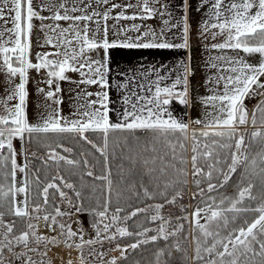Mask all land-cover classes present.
Segmentation results:
<instances>
[{
    "label": "snow or ice",
    "instance_id": "obj_1",
    "mask_svg": "<svg viewBox=\"0 0 264 264\" xmlns=\"http://www.w3.org/2000/svg\"><path fill=\"white\" fill-rule=\"evenodd\" d=\"M100 3L107 4L108 0H99ZM158 3L159 0H156ZM208 2V0H205ZM0 19H5V8H7L13 27L7 29L8 32L14 36L10 38L11 47L0 46V57H2V67L8 76V83L11 86V93L0 104L3 105L6 115H0V168H8L9 171L5 173L4 179L10 181L6 185H0V232L2 239H0V264H12V260L6 256L10 254L19 260L21 264H37L33 261L29 252L37 253L41 257H46L48 251L52 248L63 245L67 249H75L80 257L81 264H88L84 256L85 246L89 248V254L102 258L104 253H98L93 247L96 244H103L106 239L109 242H116L120 237L132 236L133 233L127 227L120 226V222L127 221L131 217H136L140 213H146L147 208H136L128 216L121 217L120 213L124 211L123 208L117 206L115 210L109 214L111 206V192L112 180L111 170L106 167V174L95 177L96 179L107 182L108 196L101 206L100 210H87L95 217L92 227L95 231V239H85L86 233L82 227L73 230L70 223H65L62 217H70L71 212L62 211L60 207L52 206V211H48L49 207V190L54 189L62 201H66L71 207L75 208L77 213L84 212L86 209L82 204H73L72 200L62 190L63 188L73 189L75 186L64 180L63 176H53L51 182L46 183L42 190L38 191L37 196L42 200V203H34L31 194V184L39 185V177L36 176L32 181L29 180L27 163V152L24 153L23 164L17 162V152L15 150L13 141L20 139L22 142H31L33 134L35 133H72L78 135L80 139L91 144L101 156L105 158V165H107L108 148L110 144V134L116 132H135L137 130H146L153 133L156 137L162 139L168 144L171 149L172 159L178 160L179 164L187 165L188 161L182 155H177V147L182 152L187 151L186 142L189 139L190 125L183 120L174 117L169 110V105L173 100H178L180 104L186 105L188 103V69L185 67L183 78H177L171 86H161V82L165 79L164 76H158L157 80L152 84L139 85L151 93V96L141 95L132 92L130 95L123 97V104L128 106L119 113L117 122H113L109 117V96L108 93H95L96 100H87L85 104L81 105L84 111L77 110L76 115L82 117L81 119L66 120L59 114V110H54V114H50L43 121L41 125H32L28 122L26 116V100L28 92L26 89L28 83L29 70L46 71V83L49 86V91L45 93L48 99H53L60 92L57 84L55 90L52 89L54 81H62L68 79L66 72H79L83 79L78 83L95 85L99 84L102 88L108 87L106 79V65L100 60H91V57L86 56V51L103 48L105 51L114 47H143V48H187V16L184 17V42L182 44L173 45L167 42L144 44H134L131 42L110 43L107 39V26L104 28V38L102 41H97L95 38H89L88 28H77L74 23L70 28H61L59 24L47 25L49 31L57 32L59 35L55 38L48 36L46 44L52 45L54 48H63L64 51L39 53L33 63L30 59L31 49V33L33 29V19H38L41 22L46 19L53 21H92L93 17L102 16L106 22L109 19L108 12L99 13L93 11L90 15H69V9L64 4L59 7L63 9V14L60 11H54L51 17L41 15L40 12L33 8V0H0ZM9 4L11 5L10 7ZM131 5H129L130 7ZM49 6L41 10H50ZM86 7H91L88 4ZM119 5H113V8ZM212 11L210 17L214 20L211 24L204 25L205 32L211 29H217L213 33V39L217 35L224 36V42L214 44L212 47L220 50H232L234 52H243L246 55L259 54L261 61L259 64L249 63L243 57L237 55L235 57H216L215 59H223L228 64L227 71L235 75L227 77L220 76L217 79V84L220 80L224 81V90L222 94H214L203 100L205 107H211L212 112L206 113L205 120H195L192 123L201 125L200 131L193 130L191 132L192 141V175L199 177L205 175L208 180L207 192L217 190L218 185L211 183L213 172H218L222 176V182L219 187H223L231 179L232 175L237 172L241 165L244 166V171L241 174L240 183L237 185L236 193L233 197H221L217 203L216 198L210 197V202L205 203V207H197L191 213V219L188 216L182 217L188 220L194 226L197 233L195 236V260L197 264H252L253 258L260 257L259 264H264V197L256 206L246 205V200H256L252 195L253 184L249 179L250 175H258L264 184V82H261V77H264V0H230L225 4L224 0H212ZM256 9V11H253ZM72 12L81 11L76 7L71 9ZM86 11V9H84ZM143 13L148 14L149 17L156 11V9L149 7V0H144L142 5ZM163 15V13H161ZM134 16H124L122 13L115 17V19H136ZM141 19L144 17L141 16ZM100 21L96 20L99 26ZM165 23H168L165 21ZM135 27V26H134ZM97 27L96 32H99ZM135 30H139L136 28ZM144 35H148L145 33ZM3 33L0 32V37ZM73 43L78 45V48L72 47ZM50 56H62V59H49ZM216 65L213 64V67ZM88 71L85 72L84 69ZM20 77V83L13 82L14 77ZM183 84L182 91H176L177 86ZM127 84H121L119 87L127 88ZM43 92V89H39ZM93 93L86 92V97H91ZM253 96L261 97L260 102L252 112L249 118L248 109L244 101L246 98ZM135 97V99H133ZM79 98V97H78ZM18 100V102L9 107L8 101ZM54 103L59 104V99H54ZM99 105V107H96ZM259 114V115H257ZM166 117V118H165ZM63 121V122H62ZM251 122L254 131L250 133L251 140L246 144V137L249 135L246 132H240L241 127H246ZM93 131L102 134V145H97L89 140L85 133ZM170 137H175V143L170 140ZM203 138V139H201ZM183 141V142H182ZM258 143L261 145L260 151L256 153L253 158H249L248 148L251 143ZM203 148V151H201ZM217 149H231L229 154L230 162L227 164V171L224 172L217 168L221 163ZM5 150L7 154L5 155ZM147 150V149H145ZM64 151L70 152L71 149L65 148ZM156 152V148L151 149ZM201 158H207V171L200 166ZM48 159L59 163L64 161L68 165L76 166L78 161L67 159L59 155L57 152L50 151ZM130 159H132L130 157ZM47 163V161H45ZM88 163L87 160L84 161ZM150 163L148 159L143 160V164L151 174L154 169L148 168ZM167 167L174 169L176 179L164 184V191L160 193L167 203L176 204L178 199H182V192L174 190L171 199H168V189L173 188L180 183V177L188 175L186 167L179 168L175 164H169ZM23 173V180L17 183V173ZM88 176H93L92 171L87 172ZM59 180L61 183L57 184ZM245 181H248L245 184ZM197 187L200 186V180H195ZM204 189L200 190L203 195ZM76 197H80L79 191L75 192ZM143 195L146 198H152V193L144 188ZM22 197V198H21ZM164 204H156L150 206L153 208L154 215H151L152 222L159 221L156 234L150 237L147 236L149 229H144L137 233L144 239H140L135 243H131L126 247H122L119 243L116 245L117 251L121 253V258L128 248L133 250L140 247L142 244H147L150 241L156 242L158 239L168 240L169 236H174L184 229L183 224L174 226L169 230L171 220L162 215ZM252 212L256 215L251 219L243 218L241 223L229 228L230 224H234L235 220L240 217L242 213ZM232 215L229 216L228 214ZM10 214L19 218L26 224L25 229H20L17 235L16 221L13 220L5 223L4 217ZM204 223H201V220ZM42 221L45 229L50 233L49 235H40V224ZM115 229L113 231L112 229ZM227 229V232L224 230ZM259 245V251L254 245ZM35 245V247L31 246ZM40 245L44 246V251H41ZM16 248H21L22 251L17 252ZM177 251H180V244L175 245ZM164 254L161 249L157 253V264L159 258ZM207 254V259L205 255ZM69 257L71 253H68ZM243 258V259H242ZM117 257H113L110 264H117ZM39 264H52L51 260L47 262L44 259L39 261ZM67 264H73L71 258L67 260Z\"/></svg>",
    "mask_w": 264,
    "mask_h": 264
},
{
    "label": "trees",
    "instance_id": "obj_2",
    "mask_svg": "<svg viewBox=\"0 0 264 264\" xmlns=\"http://www.w3.org/2000/svg\"><path fill=\"white\" fill-rule=\"evenodd\" d=\"M254 131L253 127L245 132L249 135L246 137V144L251 140L250 133ZM89 140L97 145H102V134L99 132L89 131L85 133ZM175 138V137H174ZM110 144L108 148L107 165H105V158L88 144L86 141L80 139L78 135L72 133H35L31 142H23L25 147H29L33 152L42 155V158H35L27 155V163L29 165L28 174L29 180L32 181L36 176L39 177V185L31 184V194L34 203H42V200L37 196L38 191L42 190L43 186L51 182L53 176H63L64 180L75 186L73 189L63 188L62 190L72 200L73 204H82L86 211L81 212L86 218V222L92 225L95 217L87 210H100L104 204L107 193V182L104 180L96 179L95 177L105 175L106 167L111 170L112 180V192H111V206L109 212H113L117 206L124 209L120 213L121 216L130 214L136 208H143L151 203L165 204L167 203L165 198L160 195L164 191V184L169 181H173L176 177H159L157 171L159 168H154L160 162L164 165L165 156L170 160V148L164 152L165 143L162 139L156 137L153 133L146 130H137L135 132H116L110 134ZM173 137H170L172 140ZM155 147L156 152H152L151 149ZM71 149L70 152L64 151V149ZM261 145L258 143H251L248 148L249 158H253L257 152L260 151ZM147 149V150H145ZM55 151L59 155L78 161V165H68L64 161L59 163L48 159V153ZM7 154L5 150V155ZM130 157L132 159H130ZM148 159L154 161L150 163L148 168H153L154 171L148 174V170L143 164V160ZM88 163L85 164L84 161ZM167 160V161H168ZM47 161V163H45ZM168 164H173L169 161ZM163 170V169H162ZM9 171L8 168H0V185H6L10 181L4 179L5 173ZM92 171L93 176H88L87 172ZM244 171V166L241 165L237 172L234 173L227 184L223 187H219L222 179H212L211 183L217 184V190L213 192H205L200 196L194 194L191 191V204L192 212L197 207H205L206 202H210V197H214L219 202V199L223 197H233L236 193L237 185L240 183L241 174ZM249 179L253 184L252 195L256 197V200H246L245 204L250 206H256L260 203L261 198L264 197V184H262L261 178L258 175H250ZM181 181L186 183H180L175 186V189L169 188L168 199H171L174 190L182 192V199H178L179 202L186 203V206L182 210L174 212L173 215L184 216L189 212V187L188 178L181 176ZM193 181V180H192ZM248 181H245V184ZM57 184L61 182L56 181ZM209 180L203 179L200 181L199 188L195 181H193V189H200L204 186H208ZM144 188H147L153 195L152 198H146L143 195ZM79 191L81 196L78 198L75 192ZM62 200L59 194L54 190H49V207L48 211H52V206L61 207ZM6 211V209H0ZM229 216L232 214L229 213ZM256 214L252 212L242 213L240 217L235 220L234 224H230L229 228L234 227L241 223L243 218L251 220ZM5 223H9L13 220L16 221L17 232L19 234L20 229H25L26 224L19 218L6 214L4 217ZM183 220V219H181ZM160 223V222H159ZM159 223L152 222L149 218V214L140 213L136 217H131L127 222V227L130 232L136 234L144 229H150ZM227 232V229L224 230ZM189 233V225H184L183 233L177 237H171L168 241L158 239L156 242H149L142 244L135 250L129 251L124 257L121 258L119 264H156L157 253L163 249L164 254L160 258L166 259L168 264H172L171 252L175 241L181 240ZM154 233L152 230L148 231V235L152 236ZM138 237L136 235L128 236L123 239L124 244H131L136 241ZM188 247V246H186ZM196 264V262L194 263Z\"/></svg>",
    "mask_w": 264,
    "mask_h": 264
},
{
    "label": "crops",
    "instance_id": "obj_3",
    "mask_svg": "<svg viewBox=\"0 0 264 264\" xmlns=\"http://www.w3.org/2000/svg\"><path fill=\"white\" fill-rule=\"evenodd\" d=\"M91 1V8L86 7ZM144 0H108L107 4L100 3L99 0H79L77 11L79 15H90L93 11L104 13L108 12L109 19L105 22L102 16L93 17L90 26L81 21L77 28H88L89 38H95L97 41H102L104 38L105 24L107 26V39L110 43L131 42L134 44H144L167 42L173 45L182 44L184 42V17L187 16V48H143V47H114L105 51L103 48L86 51V56L91 57V60H100L106 65V79L108 87L102 88L99 86L100 92H107L109 96V117L113 122H117L119 113L125 107L123 97L130 95L132 92L141 95L151 96V93L139 85L152 84L157 80L158 76H164L165 79L161 82V86H171L177 78H183L184 69L187 67V90L188 103L182 105L178 100H173L169 105V110L177 117L190 126L195 120H205L206 113L212 112L211 107H205L203 100L214 94H222L224 90V81L220 80L217 84L219 74H211L204 72L203 67H206L208 60L213 61L220 54V49L213 48L214 44L224 42V36L217 35L213 39V33L217 29H211L205 32L204 27L199 23L211 24L214 20L210 17L212 11V0H149V7L156 9L151 15L143 13L142 5ZM225 4L230 0H224ZM113 5L119 7L113 8ZM129 5H131L129 7ZM86 9V11H84ZM256 11V9H253ZM124 16H136V19H120L115 17L120 14ZM163 13V15H161ZM144 18L141 19L140 17ZM99 20V26L96 24ZM167 21L168 23H165ZM135 26V27H134ZM201 26V28H200ZM99 27V32H96ZM138 28L139 30H135ZM148 33V35H144ZM78 48V46H77ZM193 48H196L193 49ZM214 51L207 54L208 60L205 62L202 59L206 58L204 49ZM194 50V51H193ZM227 52L226 50H224ZM230 57L238 55L237 52L230 50ZM210 62V68L213 66ZM219 63V62H218ZM233 75V73H232ZM194 77V78H193ZM127 84V88L119 87L121 84ZM183 84L178 85L176 91H182ZM135 99V97H133ZM65 106L63 105V108ZM166 118V117H165ZM195 128L201 129V125ZM245 132V131H244Z\"/></svg>",
    "mask_w": 264,
    "mask_h": 264
},
{
    "label": "rangeland",
    "instance_id": "obj_4",
    "mask_svg": "<svg viewBox=\"0 0 264 264\" xmlns=\"http://www.w3.org/2000/svg\"><path fill=\"white\" fill-rule=\"evenodd\" d=\"M86 2H88V0H85ZM79 2V0H33V8L35 10H37L38 12H40L41 15H44L46 17H51L53 15L54 11H60L61 14H63V9H61L59 7L60 4H64L65 7H67L69 9L68 14L69 15H73V16H77V11L76 12H72L71 9L73 7L77 8V3ZM91 4V1L88 3ZM11 5L9 4L8 7H10ZM49 6H54L51 7L50 10H44L42 11V8L45 7H49ZM0 7H3L2 4H0ZM89 8V7H88ZM91 8V7H90ZM33 23V29H32V33H31V37H30V41H31V49H30V59L32 60L33 63L38 62L36 60L37 54L39 53H54L57 51H64L63 48H54L52 45L46 44V39L48 36H52L54 41L55 38L59 35V29H57V32L52 33L49 31V28L46 27L47 25H55V24H59L61 28H70L74 23H76V26L81 24L80 22H73V21H53L51 19H46L44 21H40L38 19H33L32 21ZM85 24L87 26H90L91 22L88 21L85 22ZM202 27H204V23H199ZM200 26V28H201ZM13 27V24L11 22V18L9 16L8 10L7 8H5V19H0V32L3 33V36L0 37V46H6V47H11L12 44L9 42L10 38L14 39V36H12V34L10 32L7 31V29H10ZM78 45H76L75 43H73L72 47L77 48ZM196 50V48H193ZM204 53H206V58L202 59L203 61H207L208 60V56L207 54H211L213 50L207 48L204 49ZM194 51V50H193ZM212 51V52H210ZM220 54L218 55V57H225L228 56L230 57V53H228L230 50H226L227 52H225L224 50H220ZM239 56L243 57L244 59H246L249 63L252 64H259L261 61V57L259 56V54H254V55H246L243 52H239L238 53ZM62 56H50L49 59H62ZM211 60H208L206 62V67H203V71L204 72H209L213 75L215 74H219L221 76H229L232 75V73L230 71H227L226 69L228 68V64L225 62V60L223 59H214L213 61H211V64L213 66V64H215L216 66L213 67L212 69L210 68V62ZM219 62V63H218ZM0 64H2V57H0ZM46 71L47 70H40L39 72L36 71L35 69L29 70L28 73V83L26 86L27 92H28V96H27V100H26V116H27V120L30 124L32 125H41L43 123V121L47 118L48 115L50 114H54V110H59V114L64 117L66 120H75V119H81L82 117H80L79 115H76L77 110L79 109L80 111H84V108H81L80 106L85 104V102L87 100H96L97 96L95 95V93H99V86L97 88V84L95 85H88V84H82V83H78V81H80L81 79H83L84 77H82L80 75L79 72H66L65 75L68 77V79L66 80H62V81H54L53 85H52V89L51 90H55L57 84L59 85L60 88V92L57 93V96L53 99H48L45 96V93L47 91H49V86L47 85V83L45 82L47 79L46 76ZM85 72L88 71L87 68L84 69ZM233 75H235L233 73ZM194 78V77H193ZM13 79V82L15 84H19L20 83V77L16 76ZM261 82H264V77H261ZM39 89H43L44 91L41 92L39 91ZM11 86L8 83V76L6 71L0 67V100L5 99L10 93H11ZM264 91V90H262ZM86 92H91L93 93V95L91 97H86L85 93ZM79 97V98H78ZM54 99H59L61 101V103L56 104L53 102ZM261 97L259 96H253L251 98H246L244 101V104L246 106V108L248 109V113H249V118H251L252 112L254 111V109L256 108L257 104L260 102ZM18 102V100H12V101H8V106L11 107L13 105H15ZM63 105L65 106L63 108ZM96 107H99V105H96ZM0 115H6L5 111H4V107L2 104H0ZM259 115V114H257ZM63 122V121H62ZM197 126V125H196ZM195 126V127H196ZM252 128L251 122L249 121V124L246 127H241L239 129L240 132H244V131H248V129ZM193 130L196 131H200L201 129H197V128H193L189 130V139L186 142V146H187V151L186 152H182L181 149H179V147H177V155H180L182 153L183 157L185 159H187L188 163L187 165H181L179 164L178 160H173V164L176 165V167L179 168H184L186 167L188 175L186 176V178H188V187H189V202H188V207H189V212L187 214H185L184 216H188L189 219H191V213L192 212V204H191V191H193L194 194L200 195V190L204 189V193L207 191L208 186H204L200 189H196V191H194L195 189H193V181L195 180H203L206 179L208 180V178L205 175H201L199 177H194L192 175V164H191V156H192V141H191V132ZM255 130V129H254ZM203 139V138H201ZM172 142L175 143V138L173 137ZM183 142V141H182ZM166 143V142H165ZM15 150L17 152V162L20 164H23L25 162L24 160V153L27 152V155L35 157V158H42V155L37 154L35 152H33L29 147H25L23 142L20 139H14L13 141ZM168 144L165 145L164 148V152H166V150H168ZM170 150V154L172 157V153H171V149ZM201 151H203V148H201ZM218 153H219V159L221 161V163H219L217 165L218 169L223 170L224 172L227 171V164L225 163L230 162L229 159V154L232 151L231 149H217ZM169 158L165 156L164 158V165L162 163V166L160 164V162H158L157 165H154V168H159V170L157 171L158 176L160 177H176L175 176V171L174 169L167 167V165H169V161L171 162V159L168 160ZM168 160V161H167ZM206 160L207 158H201L200 160V166L203 167L205 169V172L207 171V164H206ZM163 169V170H162ZM23 173H17V183H20L23 180ZM212 179H222V176L218 173V172H213V177ZM211 179V180H212ZM193 180V181H192ZM203 193V195H204ZM22 198V197H21ZM156 204L159 203H151L143 208H147L148 211L146 212L147 214H149V218L151 217V215H154V211L153 208L150 206H154ZM164 208L162 210V215L165 218H168L171 220V225H169V230H172L174 228V226L178 225V224H183L186 225V223H188L189 225V233L183 237L181 240L179 241H175L172 252H171V258L173 260L172 264H194L197 261L195 260V236L197 235L194 226L188 222V220H181L182 217L184 216H179L177 215H173L174 212H177L179 210H182L184 206H186V203L183 202H179L177 200L176 204H169V203H165L164 204ZM61 210L62 211H67V212H71L72 215L70 217H62V218H58L61 219L63 222L65 223H70L72 225L73 230H77L78 227H80L82 225L86 236L85 239H95V231L92 227V225L87 224L86 222V218L83 214H81V212L77 213L75 211V208L71 207L66 201H62L61 203ZM112 212H109V214H111ZM124 215V216H128ZM121 216V217H124ZM129 221V219L127 221H121L120 222V226L122 227H127V222ZM205 221L202 219L201 223H204ZM40 224V235H49L50 233L48 232L47 229L44 228L43 226V222L40 221L38 222ZM156 223H159V221H157ZM158 225H155L154 227L150 228L149 230H152V232L154 233L153 235L156 234V229ZM128 228V227H127ZM113 231H115V229H112ZM3 229L0 228V232H2ZM139 233V232H138ZM182 232L177 233L174 236H169L168 240L171 237H177L180 234H182ZM136 235L138 237V239L136 241H134L133 243L137 242L140 239H144L145 237H141L139 235ZM147 236L150 237L147 233ZM128 237V236H126ZM2 235H0V239H2ZM125 237H120L118 238V240L116 242H109L108 240H104L103 244H96L93 247L96 249V251L98 253H104V256L102 258H99L98 256L95 255H90L89 254V248L88 246H85V250H84V256L88 261V264H110V261L113 257H117V264H119V261L121 259V253H119V251L115 250L116 249V245L117 243H119L122 247H126L127 244L123 243V239ZM167 240V241H168ZM151 242V241H150ZM177 242H179L180 244V251H177L175 248V245L177 244ZM129 245V244H128ZM33 247H35V245H31ZM63 246V245H62ZM188 246V247H186ZM41 251H44V246L40 245L39 246ZM51 248L50 251H48V255L46 257H41L39 254L37 253H32L29 252V255L32 257L33 261H36L37 264H39V261L41 259H44L46 262L48 260L52 261V264H67V261L65 262H59L58 260H56L55 255L52 253V247L49 246ZM254 247L256 248L257 251H259V245H254ZM66 248V247H65ZM133 249L128 248L127 252L124 253V256ZM17 252L22 251L21 248H16ZM205 255V259H207V254ZM6 256L12 260V264H21V262L19 260H16L15 257H12L10 254L6 253ZM79 256V255H78ZM80 258V257H79ZM243 259V258H242ZM260 261V257L256 256L253 258L252 264H259ZM5 264H8V261H5ZM81 264V263H79ZM157 264V262H156ZM159 264H168L166 262V259L164 258H159ZM202 264V262H201Z\"/></svg>",
    "mask_w": 264,
    "mask_h": 264
},
{
    "label": "bare ground",
    "instance_id": "obj_5",
    "mask_svg": "<svg viewBox=\"0 0 264 264\" xmlns=\"http://www.w3.org/2000/svg\"><path fill=\"white\" fill-rule=\"evenodd\" d=\"M69 252L71 253L70 257L68 255ZM52 253L55 255L56 260H58L59 262H66L69 258H71L73 264L81 263L77 251L75 249L70 250L60 245L59 247L52 248Z\"/></svg>",
    "mask_w": 264,
    "mask_h": 264
},
{
    "label": "built area",
    "instance_id": "obj_6",
    "mask_svg": "<svg viewBox=\"0 0 264 264\" xmlns=\"http://www.w3.org/2000/svg\"><path fill=\"white\" fill-rule=\"evenodd\" d=\"M194 125H196V124H194ZM190 129H191V127H189Z\"/></svg>",
    "mask_w": 264,
    "mask_h": 264
}]
</instances>
